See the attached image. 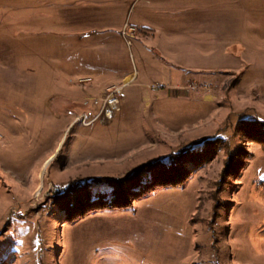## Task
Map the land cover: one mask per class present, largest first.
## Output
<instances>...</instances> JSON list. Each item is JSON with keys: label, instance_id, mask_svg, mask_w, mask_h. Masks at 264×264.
Segmentation results:
<instances>
[{"label": "rangeland", "instance_id": "1", "mask_svg": "<svg viewBox=\"0 0 264 264\" xmlns=\"http://www.w3.org/2000/svg\"><path fill=\"white\" fill-rule=\"evenodd\" d=\"M259 124L264 0H0V264H264Z\"/></svg>", "mask_w": 264, "mask_h": 264}, {"label": "trees", "instance_id": "2", "mask_svg": "<svg viewBox=\"0 0 264 264\" xmlns=\"http://www.w3.org/2000/svg\"><path fill=\"white\" fill-rule=\"evenodd\" d=\"M259 126L261 127L263 126L262 131L264 132V124H259ZM250 128L252 129L253 126H250ZM246 130H247L246 128L243 130L241 128L239 133L243 135V133L246 132ZM255 141L260 142V144H262L264 147V134L261 135L260 139L258 137L257 140ZM199 145H195V147L188 148L190 149V151L186 149L183 152V154H181L183 155L182 160L180 161L178 160L177 164H175L174 166L171 164L168 165L165 162H161V164L165 167L156 171L149 170L148 181H143V183H141L139 180L134 179L132 182H128V183L126 182L125 184H123V186H120L119 188L114 186L115 188L113 187L111 191L112 193L109 194L110 199L108 197H104L105 200L103 202L100 200V204L98 202L99 200L96 199L94 200L92 198L90 199L89 197H86L87 200H85L83 204L85 207L84 213L88 214L90 212H95L101 209H110V210L128 209L129 207H131L132 203L140 200L146 194L152 193L153 191H155L160 187H165L168 185L171 186L173 185V183H175V185L183 183L185 180L183 176L184 175L183 172L186 171L185 168L186 165H190L191 167H194V165L199 164V161L203 156L202 150L204 147L203 145L201 146ZM196 146L201 147V149L200 150L195 149ZM177 166H179L182 170L181 169L177 170L176 169ZM87 201H89L88 204H85L87 203Z\"/></svg>", "mask_w": 264, "mask_h": 264}, {"label": "crops", "instance_id": "3", "mask_svg": "<svg viewBox=\"0 0 264 264\" xmlns=\"http://www.w3.org/2000/svg\"><path fill=\"white\" fill-rule=\"evenodd\" d=\"M132 28V27H131ZM135 28V27H134ZM136 29V28H135ZM138 29H140L139 27H138ZM142 30H143V28H141ZM137 30V29H136ZM143 33V32H142ZM141 34V33H140ZM132 35H134V37L136 38V36L138 37L139 36V31L137 32H135V34H132ZM120 76L121 77H123L124 76V74H120ZM125 79H128V81L127 82H129V81H131V78H128V77H123V80H124V82L125 83H127L126 81H125ZM107 90V89H106ZM105 90V91H106ZM89 99H91V98H89ZM40 187H42V186H40ZM41 189V188H40Z\"/></svg>", "mask_w": 264, "mask_h": 264}, {"label": "bare ground", "instance_id": "4", "mask_svg": "<svg viewBox=\"0 0 264 264\" xmlns=\"http://www.w3.org/2000/svg\"><path fill=\"white\" fill-rule=\"evenodd\" d=\"M114 101H111V100H106V104L109 106V107H111V106H113L115 103H113ZM108 107V108H109ZM108 108H106V110H108L109 111V109ZM106 114V117H108L109 116V113H105Z\"/></svg>", "mask_w": 264, "mask_h": 264}, {"label": "built area", "instance_id": "5", "mask_svg": "<svg viewBox=\"0 0 264 264\" xmlns=\"http://www.w3.org/2000/svg\"><path fill=\"white\" fill-rule=\"evenodd\" d=\"M107 100H111V101H114L113 103H116L115 99H110V97ZM105 105H106V102H105ZM104 109L106 110V106H104ZM104 109L101 112H104Z\"/></svg>", "mask_w": 264, "mask_h": 264}]
</instances>
